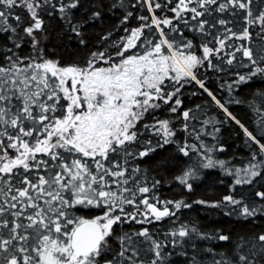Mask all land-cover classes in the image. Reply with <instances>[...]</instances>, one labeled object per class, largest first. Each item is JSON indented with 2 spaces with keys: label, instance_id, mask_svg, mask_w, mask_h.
<instances>
[{
  "label": "snow or ice",
  "instance_id": "obj_1",
  "mask_svg": "<svg viewBox=\"0 0 264 264\" xmlns=\"http://www.w3.org/2000/svg\"><path fill=\"white\" fill-rule=\"evenodd\" d=\"M137 2L140 3L141 0ZM97 3L98 0H90L88 3L84 0H67V2L57 0L56 3H53V0H0V25H4L0 27V32L18 35L17 29L22 17L15 14L14 10L25 9L31 22L23 31L32 38V48L36 51L40 41L34 33L40 31L45 40L48 38L43 31L44 20L38 12V9H44L49 15L58 12L60 19L79 37L78 42L83 45L86 41L80 29L85 23L100 19L101 13L91 12L86 18L74 23L72 10L79 8L87 12L90 7L97 6ZM153 3L154 0H143V4L148 6L150 12L154 10ZM193 3L196 6L189 8L188 5ZM251 3L252 0H225L218 4L217 10L222 13L228 11L229 5L244 10L247 22L254 25L258 20L261 32L264 33V10L254 16L249 8ZM213 4H217V0H179L176 7L171 10L176 13L177 18H181L182 12L190 11L193 13L192 18L196 19L210 14V6ZM119 6L123 7V4ZM110 7L114 8L117 5L114 2ZM161 7V4L155 3V8ZM198 8L204 11H198ZM131 15V12H127L122 23ZM10 18L15 19L16 26L7 24ZM140 19L146 21L148 18L141 16ZM217 22L222 26L229 23L225 19H219ZM161 23L167 26L172 21L152 17V25L158 28ZM207 23V20L199 21L196 27L205 32ZM143 27L150 28L151 25L146 24L131 30L126 44L116 45L117 55L124 57L125 51L136 47V42L141 39ZM229 33L237 39L249 37L247 27L243 29L242 35H237L231 28L226 27L224 35L227 38H231L227 35ZM165 36L166 34L161 30V38L155 44L145 37L141 43L151 47H146L144 54L126 56L118 64H109L108 67L95 66L98 58L108 63L103 52L91 53V59L86 66L76 64L64 66L58 61L45 58L42 48L39 49L38 56L31 58L32 61L39 62L30 61L21 68L17 65L23 63V60L17 56L15 61L11 57H6L9 63L0 65V195L6 197L8 214L16 218L14 221L8 219L0 221V228L8 229L7 237L0 234V264H21L16 252L22 254V264H147L136 260L140 250L135 247L139 242L134 237H143L146 241H151L148 251L154 250L155 257L161 258L162 244L152 239L148 229L116 235L113 226L131 221L138 224L151 223L152 218L160 221L165 217L175 216L176 212L167 206L160 210L155 203H149L148 198L137 202L136 193H149L150 188L140 186L139 183H134L131 188L127 187L130 180H134V176H126L124 165L117 162L115 157L122 156L124 164H127V158L133 155V150L125 145L138 141L139 130L132 131L136 122L142 120L149 109L161 107L158 103H151L152 101L160 100L164 104L171 102L169 110L171 112L178 110L181 100L177 97L172 101V97L184 87V84L180 83L181 80L185 84L188 80L195 81L223 110L226 117L240 126L248 140L258 145L259 154H264V143H261L228 111L213 92L205 87L204 81L197 79L193 71L208 59L213 50L205 46L203 58L184 55L179 50V44L176 50H173V43L164 38ZM7 38L14 39L12 35ZM218 42L221 49L225 47L224 39H219ZM181 43L188 49L193 47L191 41H181ZM15 46L20 47V43L17 42ZM164 46L167 47L169 54H164L162 51ZM121 47L123 51L119 50ZM236 50L241 51L243 57L254 65L264 60V55L254 58L252 51L245 46ZM232 56L234 58L235 53H232ZM227 63L232 64L233 60L229 59ZM209 65L213 66L210 60ZM170 72H174L175 76H170ZM258 72H264V69L257 67L252 74ZM166 79L175 81V84L164 85ZM69 80H71L70 87ZM244 80L245 77L241 76L240 81ZM177 84L179 87H175ZM169 87L174 90L169 92ZM59 93H63V96L61 97ZM61 99L68 101L66 113L64 105L60 104ZM48 101L53 103L49 104ZM78 109L83 110L77 112ZM57 111L62 113L59 118L55 116ZM182 116L188 120L189 112L183 111ZM46 121L48 123H45ZM168 125V120L158 121L157 131L163 133L165 144L171 142L168 136L172 133ZM143 127L148 129L155 125L150 126L145 123ZM157 146L162 147L163 144ZM8 149L13 150L15 155H10ZM154 150L149 147L140 151L138 156L143 158ZM180 151L185 156L188 155L184 148ZM109 153L114 154L112 159H109ZM37 154L46 155L49 160H37ZM256 155L254 153L253 159ZM87 160H91L92 164L87 163ZM52 161L56 163L53 164ZM220 164L223 167V161H220ZM203 166L212 167V160L209 159ZM261 166L264 164H251L249 169L245 170L244 178L236 179V184L252 183L254 178L261 176L259 170ZM20 168L24 170L23 173L16 171ZM41 168L45 171V175L39 174ZM34 170L35 178L24 175ZM132 171L135 173L138 169L133 168ZM188 175L191 173L179 177V182L191 191L192 185L187 183ZM237 176L239 177V172ZM109 177L111 179H108ZM13 180L16 183H13ZM17 185L23 186L17 187ZM9 193H12L10 197ZM124 193L129 195L125 196ZM256 195L264 200V191H258ZM152 199L159 203L154 195ZM224 200L232 205L241 204V201L231 195L224 197ZM163 203L173 205L175 210L192 206L184 200H169ZM194 203L208 202L196 200ZM125 204L135 205V212H125ZM139 204L145 206L144 211L140 210ZM77 206L104 207L106 211L103 216L95 219H83L70 211ZM209 206L217 207L218 204L211 203ZM11 209L16 211L12 212ZM27 209L34 211L25 215ZM117 210L119 214L113 215ZM5 211V204L0 203V216H3ZM138 213L143 219L137 218ZM242 213L245 217L253 216L256 209L250 210L248 206H242ZM22 216L28 221L27 224L18 222ZM20 229L24 232H28V229L33 231L25 235L19 231ZM191 232L199 235L195 227ZM171 235L185 238L189 237L190 232L187 225H182ZM30 238L31 243H29ZM110 238L119 243L118 251L112 247ZM202 238L212 237L205 233ZM215 238L225 242L230 240L228 235L223 234H218ZM258 239L264 242V234ZM261 250L264 251V247ZM157 259H153L150 264H157ZM239 261L241 264L245 262L251 264L245 255H239ZM214 264H232V262L222 257Z\"/></svg>",
  "mask_w": 264,
  "mask_h": 264
},
{
  "label": "trees",
  "instance_id": "obj_2",
  "mask_svg": "<svg viewBox=\"0 0 264 264\" xmlns=\"http://www.w3.org/2000/svg\"><path fill=\"white\" fill-rule=\"evenodd\" d=\"M57 0H53L56 3ZM67 2V0H65ZM85 3L90 0H84ZM117 7H110L113 3ZM179 0H154L153 11L148 10V6L137 0H98L97 6L90 7L87 12L83 9H75L73 11V22H78L82 18H86L91 12L99 11L101 17L98 20L87 22L80 29L84 33L85 44L81 45L79 37H77L70 27L66 26L60 19V14L55 12L49 15L44 9H38V12L44 20L43 31L47 34L45 40L40 31L34 33L40 41L37 50L33 51L32 38L28 37L23 31L31 21L29 14L23 8H16L15 14L22 17V22L18 26L17 34L10 32H0V65L8 64L6 57H11L15 61L19 56L23 63L18 67H25L32 57L39 55V49H43L45 58L58 61L61 65L71 66L76 64L86 66L91 53L103 52L108 63L97 59L96 67H108L109 64L119 63L124 57L137 54H144L145 48L151 45L141 43L145 37L152 40L153 44L160 40L161 30L166 34L164 38L169 39L173 43L176 50L179 44V50L184 55H196L203 58V48L205 46L212 49V53L203 61L202 65H198L193 69L197 79L204 81L205 87L208 88L216 96L228 111L231 112L237 120L240 121L250 132L255 135L261 143H264V72L252 73L257 67L264 69V60H260L258 64H252L247 58L243 57L241 51L236 49L245 46L252 51L254 58L264 55V33L261 32L260 22L249 24L246 20L244 10L232 8L220 12L217 6L225 0H217V4L210 6V14L193 19V13L190 11L182 12L181 18H177L176 13L171 9L175 8ZM155 3L161 4V8H155ZM123 4V7L119 5ZM135 5V7H133ZM196 6L194 3L189 4L191 8ZM253 15H258L264 10L262 0H252L249 5ZM198 11H204L198 8ZM127 12L132 15L124 21ZM144 16L148 19L141 20ZM158 19H170L172 23L165 26L163 23L157 28L152 25V17ZM225 19L229 21L226 26L220 25L217 21ZM207 20L205 24V32L199 30L197 26L199 21ZM187 23H186V22ZM7 24L16 26L17 22L14 18H10ZM151 27H143L140 41L136 42L135 48H130L124 52V57L117 55V44L121 46L126 44L130 37L131 30L141 28L144 25ZM212 25H215L212 27ZM4 25H0L3 27ZM68 27V30H66ZM227 28H231L232 32L242 35L243 29L248 28L249 37L247 39H237L236 36L227 38L224 33ZM125 29H128L126 31ZM175 29V30H173ZM207 33V34H206ZM12 35L14 39L9 40L7 37ZM22 37V39H20ZM219 39H224L225 47L220 48ZM181 41H191L193 47L188 49ZM20 43V47H16V43ZM11 49V51H9ZM123 51V47L119 49ZM164 54H169L166 46L162 48ZM232 53H235L233 58ZM28 59H24V58ZM229 59L233 60L232 64H228ZM209 60L211 64L209 65ZM175 76L174 72L169 73ZM244 76L245 80L240 81V77ZM184 87L176 96L172 97L174 101L177 97L181 100V105L176 112L169 110L170 104H164L163 101L155 100L151 103L161 105L158 109H149L144 114L142 120L136 122L132 131L139 130L140 135L138 141L132 144H126L133 150V155L127 158V164H124L122 156H116L115 160L124 165L126 176H134V180H130L127 187H133L134 183L140 186L150 188L149 193H136L137 202L144 198L149 199V203H155L157 208L163 210L167 206L170 210L176 212L175 216L165 217L160 221L152 218L151 223L138 224L135 221L123 222L113 226L116 235H123L124 232L134 233L143 229H148L152 239L162 244L161 258L155 257V251H148L151 247V241H146L143 237H134L139 243L135 245L140 251L136 257L138 262L144 261L147 264L153 259H157V264H214L221 258L228 259L232 264H241L239 255H245L251 264H264V242L258 237L264 234V200H261L256 192L264 191V166L260 167L261 176L253 179L252 183L236 184L237 178H244L245 170L249 169L251 164H264V154H259L258 145L249 141L244 135L243 130L234 120L228 119L211 97L204 92L199 85L192 80L188 83L180 82ZM175 81L166 79L164 85H174ZM79 87V85H78ZM179 87V85H175ZM169 92L174 89L169 87ZM82 95V93H78ZM62 97L63 93H59ZM46 99V97H44ZM52 104L53 101H48ZM60 104L66 107L68 101L61 99ZM83 109H78L77 112ZM183 111L189 112V119L185 120L182 116ZM61 112L57 111L55 116L59 118ZM168 120L171 135L168 136L170 143H163L165 137L162 132H158V121ZM45 123H48L46 121ZM147 123L150 127L145 129L143 125ZM27 139V138H26ZM55 139V138H54ZM151 142L150 144L147 142ZM5 142L6 138H5ZM163 144L162 147L157 146ZM154 148L148 156L140 158L138 153L147 148ZM181 148H184L188 155L185 156ZM10 155H15L13 150H7ZM62 151V150H60ZM256 158L253 159V155ZM113 153H109V159H112ZM37 160H49V157L37 154ZM86 159V158H84ZM97 159H100L97 157ZM211 159L213 166L205 168L203 165ZM220 161H223L221 167ZM51 163H56L52 161ZM87 163L92 164L91 160ZM107 164V161H105ZM137 168L138 171L133 173L132 169ZM16 171L24 172L22 168ZM187 183L192 185V190L188 191L186 185L179 182V177L188 173ZM239 172V177L237 173ZM40 175H45L43 168L39 171ZM24 175L35 178L36 172H27ZM108 179H111L109 177ZM159 181V183H156ZM16 183L15 180L12 181ZM23 185H17L22 187ZM115 190V185H113ZM12 193H9L10 197ZM67 195V194H66ZM125 196L129 193H124ZM153 195L158 199H152ZM233 196L234 199L241 201V204L232 205L224 200L226 196ZM6 197L0 195V203L5 204L6 211L0 216V221L8 219L14 221L16 218L8 214ZM180 201L191 204V207H181L175 210L173 205H165V201ZM196 200H203L208 203L197 204ZM211 203L218 204L217 207L209 206ZM43 205V201H41ZM242 206H248L250 210L256 209L253 216L245 217L242 213ZM125 212H135V205L125 204ZM141 211L145 210L143 204H139ZM15 212L16 209H11ZM33 209H27L25 215L33 212ZM75 216L83 219H95L103 216L106 209L104 207L77 206L70 210ZM114 212L113 215H117ZM138 219L143 216L137 214ZM21 223L27 224L28 221L20 218ZM182 225H187L190 232L189 237L181 238L178 235L173 237L171 233L179 229ZM10 226H12L10 224ZM195 227L199 235L191 232ZM21 233L27 235L33 230L28 229ZM205 233L211 236V239H205ZM0 234L5 237L8 235L7 228H0ZM218 234L228 235L229 241H219L215 237ZM112 240V247L119 250V243ZM178 242V243H174ZM31 243V238L29 239ZM19 246V245H18ZM22 264V254L15 253ZM130 254V253H129ZM35 255V253H32ZM247 264V262H245Z\"/></svg>",
  "mask_w": 264,
  "mask_h": 264
},
{
  "label": "rangeland",
  "instance_id": "obj_3",
  "mask_svg": "<svg viewBox=\"0 0 264 264\" xmlns=\"http://www.w3.org/2000/svg\"><path fill=\"white\" fill-rule=\"evenodd\" d=\"M70 85H71V80L68 81V86L70 87Z\"/></svg>",
  "mask_w": 264,
  "mask_h": 264
}]
</instances>
